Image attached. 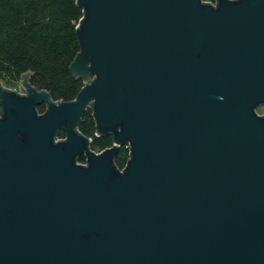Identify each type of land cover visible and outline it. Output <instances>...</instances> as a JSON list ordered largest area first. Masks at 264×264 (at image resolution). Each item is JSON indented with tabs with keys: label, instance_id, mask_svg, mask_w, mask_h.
<instances>
[{
	"label": "water",
	"instance_id": "obj_1",
	"mask_svg": "<svg viewBox=\"0 0 264 264\" xmlns=\"http://www.w3.org/2000/svg\"><path fill=\"white\" fill-rule=\"evenodd\" d=\"M77 4L78 96L0 82V264H264V0Z\"/></svg>",
	"mask_w": 264,
	"mask_h": 264
},
{
	"label": "trees",
	"instance_id": "obj_2",
	"mask_svg": "<svg viewBox=\"0 0 264 264\" xmlns=\"http://www.w3.org/2000/svg\"><path fill=\"white\" fill-rule=\"evenodd\" d=\"M83 18L77 0H0V82L14 86L31 72L29 83L36 90L49 93L53 101H73L85 87V81L71 73L81 50L78 29ZM38 111L45 112L46 105ZM96 127L88 109L78 132L93 138L91 149L99 153L113 146V137H96ZM58 137L66 138L65 132ZM129 158V149L123 147L116 166L123 169ZM79 161L85 163L86 158Z\"/></svg>",
	"mask_w": 264,
	"mask_h": 264
},
{
	"label": "rangeland",
	"instance_id": "obj_3",
	"mask_svg": "<svg viewBox=\"0 0 264 264\" xmlns=\"http://www.w3.org/2000/svg\"><path fill=\"white\" fill-rule=\"evenodd\" d=\"M1 84L6 87L7 89H12V90H17L21 93H25V89H24V85H23V82L20 81L19 83H17L16 85L14 86H9L8 83H6L5 80H1ZM258 112L262 115L264 114V107H261L259 108Z\"/></svg>",
	"mask_w": 264,
	"mask_h": 264
},
{
	"label": "built area",
	"instance_id": "obj_4",
	"mask_svg": "<svg viewBox=\"0 0 264 264\" xmlns=\"http://www.w3.org/2000/svg\"><path fill=\"white\" fill-rule=\"evenodd\" d=\"M207 2H209V3H213L212 1H207ZM19 92V91H18ZM21 93V92H20ZM21 94H24V93H21ZM56 102H58V101H56Z\"/></svg>",
	"mask_w": 264,
	"mask_h": 264
},
{
	"label": "flooded vegetation",
	"instance_id": "obj_5",
	"mask_svg": "<svg viewBox=\"0 0 264 264\" xmlns=\"http://www.w3.org/2000/svg\"><path fill=\"white\" fill-rule=\"evenodd\" d=\"M260 108H261V107H260ZM258 110H259V109H258ZM258 110H257V111H258ZM258 113H259V112H258ZM259 114H260V113H259Z\"/></svg>",
	"mask_w": 264,
	"mask_h": 264
}]
</instances>
